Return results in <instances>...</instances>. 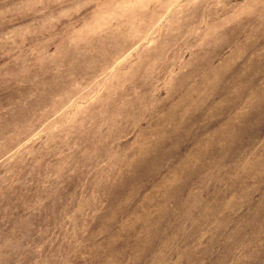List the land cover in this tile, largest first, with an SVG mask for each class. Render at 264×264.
I'll return each instance as SVG.
<instances>
[{"label":"rangeland","instance_id":"rangeland-1","mask_svg":"<svg viewBox=\"0 0 264 264\" xmlns=\"http://www.w3.org/2000/svg\"><path fill=\"white\" fill-rule=\"evenodd\" d=\"M0 264H264V0H0Z\"/></svg>","mask_w":264,"mask_h":264}]
</instances>
